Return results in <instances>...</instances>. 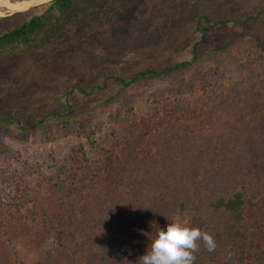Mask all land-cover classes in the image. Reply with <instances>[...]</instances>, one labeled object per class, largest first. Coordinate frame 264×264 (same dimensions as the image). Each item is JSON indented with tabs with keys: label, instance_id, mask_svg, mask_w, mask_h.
Segmentation results:
<instances>
[{
	"label": "trees",
	"instance_id": "trees-1",
	"mask_svg": "<svg viewBox=\"0 0 264 264\" xmlns=\"http://www.w3.org/2000/svg\"><path fill=\"white\" fill-rule=\"evenodd\" d=\"M124 7L123 0H52L0 33V54L51 46L80 22L116 24L130 13ZM258 19H264V9L220 21L202 15L196 30L202 42L210 27H244ZM196 54L194 49L192 61L160 71L108 76L90 90L119 85L107 100L112 113L106 124H97L96 131L74 124L90 140L96 132L103 134L93 142L95 157L80 147L56 163L44 157L0 169V264H139L158 231L183 212L192 214L190 226L209 232L217 245L208 251L199 241L195 264L247 260L254 249L250 233L264 224V32L230 86L209 70L177 72L194 64ZM163 74L173 79L171 91L178 98L153 93L164 99L163 108L134 123L133 137L117 144L115 127L132 121L134 107L126 93ZM200 92L197 101L188 98ZM74 111L66 104L47 116L69 129L72 123L65 117ZM1 123L28 129L15 117H3ZM30 254L32 263L25 260Z\"/></svg>",
	"mask_w": 264,
	"mask_h": 264
},
{
	"label": "rangeland",
	"instance_id": "rangeland-1",
	"mask_svg": "<svg viewBox=\"0 0 264 264\" xmlns=\"http://www.w3.org/2000/svg\"><path fill=\"white\" fill-rule=\"evenodd\" d=\"M123 4L130 13L116 24L80 22L51 46L0 54V169L9 165L19 167L22 160L36 162L44 157L50 164L56 163L73 148L80 147L89 157H95L93 142L103 134L96 132L90 140L84 132L96 131L97 124L108 122L112 107L107 100L117 93L119 85L110 82L104 91L90 90L102 85L108 76L132 77L148 69L160 71L176 63L190 62L195 49L196 62L177 72L193 75L209 70L230 86L236 80L237 67L254 53L264 32V19L244 27H210L202 42V33L196 30L202 15L212 21L243 18L264 9V0H123ZM32 13H5L0 17V33L21 25ZM204 59L210 62L205 63ZM197 62H202L200 67L195 65ZM174 86L173 79L163 74L130 88L126 97L130 96L134 107L132 121L115 127L120 135L117 144L123 137H133L134 123L142 124L157 108H163L164 99L154 97L153 93H167L171 101L178 98L171 91ZM200 96L201 92L188 98L197 101ZM66 104L75 109L70 118L65 117L72 123L69 129L57 126L58 120L47 116L63 111ZM8 116L19 118L20 125L28 129H20L17 123L2 124V118ZM75 122L86 131L78 129ZM31 181L38 185L36 179ZM175 218L187 220L190 225L192 214L183 212ZM250 239L254 249L242 264H264V224L250 233ZM34 259L31 254L25 258L28 263ZM220 264L241 263L222 260Z\"/></svg>",
	"mask_w": 264,
	"mask_h": 264
},
{
	"label": "clouds",
	"instance_id": "clouds-1",
	"mask_svg": "<svg viewBox=\"0 0 264 264\" xmlns=\"http://www.w3.org/2000/svg\"><path fill=\"white\" fill-rule=\"evenodd\" d=\"M199 241H203L208 251H214L217 246L209 232L190 226L187 220L175 218L167 224L166 230L158 231L139 264H195Z\"/></svg>",
	"mask_w": 264,
	"mask_h": 264
},
{
	"label": "bare ground",
	"instance_id": "bare-ground-1",
	"mask_svg": "<svg viewBox=\"0 0 264 264\" xmlns=\"http://www.w3.org/2000/svg\"><path fill=\"white\" fill-rule=\"evenodd\" d=\"M50 1L52 0H0V17L4 16L5 13H24L35 5Z\"/></svg>",
	"mask_w": 264,
	"mask_h": 264
},
{
	"label": "water",
	"instance_id": "water-1",
	"mask_svg": "<svg viewBox=\"0 0 264 264\" xmlns=\"http://www.w3.org/2000/svg\"><path fill=\"white\" fill-rule=\"evenodd\" d=\"M53 1H54V0H53ZM41 5H43V4H41ZM37 6H40V5H35V6L31 7V8H34V7H37ZM31 8H30V9H31ZM30 9H29V10H30ZM29 10H27V11H29ZM20 13H22V12H20Z\"/></svg>",
	"mask_w": 264,
	"mask_h": 264
}]
</instances>
